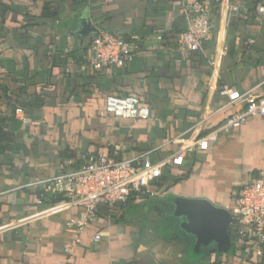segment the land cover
<instances>
[{"label": "crops", "instance_id": "1", "mask_svg": "<svg viewBox=\"0 0 264 264\" xmlns=\"http://www.w3.org/2000/svg\"><path fill=\"white\" fill-rule=\"evenodd\" d=\"M189 1L0 0V40L8 43L0 48V130L7 133L0 140V227L12 225L0 236V264H264V254L244 238L231 255L214 244L194 252L193 238L175 230L168 215L167 201L189 197L234 216L240 190L264 169V115L249 117L195 150L185 148L245 107L243 101L230 103L232 98L264 93L259 2L203 0L211 6L213 34L184 60L176 36L186 25L182 9ZM47 4L56 16L33 22V49L10 44L8 31L25 23L23 12L40 16ZM86 5L100 30L139 43L128 65L88 64L92 36L71 34ZM211 56L220 59L215 75ZM24 71L41 104L16 114L12 95ZM224 87L234 90L231 96L219 94ZM113 97L148 105L150 118L108 112ZM88 152L174 159L145 193L101 206L83 242L67 252L76 235L67 222L82 208L44 213L55 196L42 180L58 173L66 156ZM96 233L102 234L99 242L92 240Z\"/></svg>", "mask_w": 264, "mask_h": 264}, {"label": "built area", "instance_id": "2", "mask_svg": "<svg viewBox=\"0 0 264 264\" xmlns=\"http://www.w3.org/2000/svg\"><path fill=\"white\" fill-rule=\"evenodd\" d=\"M257 1L259 12L264 14V0ZM182 12L186 25L177 33L176 51L185 60L203 49L204 42L213 34L214 23L211 6L206 1L186 2ZM140 50L139 43L116 33L100 30L92 36L88 64L93 68L124 67ZM219 62L218 56H211L210 64L214 75L218 73ZM233 92L228 87L219 89L222 96H231ZM235 101L245 102V107L204 136L187 144L185 148L195 150L216 140L230 129L240 127L249 117L264 115V93L246 92L232 98L230 103ZM106 109L122 118L148 120L151 116L148 105L125 98H110ZM15 112L18 114L22 109L16 108ZM172 159L174 156L154 162L149 152L128 159H115L109 154L88 152L61 160L59 172L42 180V183L53 196L59 198L44 213L59 212L73 206L82 208L77 218H71L67 222L68 226L75 227L76 235L66 251L71 252L73 247L83 242V234L97 219L101 206L114 207L126 203L133 194L145 193L148 186L162 176L163 166ZM38 202L43 201L40 199ZM233 220L236 221L240 237L248 239L255 250L264 254V169L240 190ZM11 226L9 224L0 227V236ZM101 239V233L92 236L95 242Z\"/></svg>", "mask_w": 264, "mask_h": 264}, {"label": "water", "instance_id": "3", "mask_svg": "<svg viewBox=\"0 0 264 264\" xmlns=\"http://www.w3.org/2000/svg\"><path fill=\"white\" fill-rule=\"evenodd\" d=\"M100 28L94 24L86 5L77 18V26L71 34L88 37ZM168 215L174 221L175 230H182L193 238V251L200 253L214 244L219 252H229L232 246L231 223L233 216L228 210L217 207L202 198L177 197L167 201Z\"/></svg>", "mask_w": 264, "mask_h": 264}, {"label": "trees", "instance_id": "4", "mask_svg": "<svg viewBox=\"0 0 264 264\" xmlns=\"http://www.w3.org/2000/svg\"><path fill=\"white\" fill-rule=\"evenodd\" d=\"M56 13L53 10V8L47 4L44 5L42 14L40 16H35L33 13L30 12H23V17L25 23H21L18 26L12 28L11 30L8 31V34H10L13 37V40L9 41V43L17 44L19 46L25 47V48H32L33 49V44H31V36H30V27L33 26V22H35V25H40V21L43 20H50L52 17H55ZM46 23V22H44ZM2 27L0 28V33H2ZM181 31V30H180ZM179 31V32H180ZM178 32V33H179ZM4 44H8L6 40L2 39L0 40V48ZM90 44L88 45L89 48ZM26 65V62L25 64ZM26 69V68H25ZM23 83L19 86L17 92L12 95V99L14 101V107L16 108H21V109H27L29 107H35L40 105L41 103L38 102V96L37 93L33 92V80L31 78H28L27 72L24 71V75L22 78H20ZM0 84V88H1ZM9 90L6 89V93L9 95ZM6 132L3 134L2 131L0 130V140H2L3 135L6 136ZM10 135V134H9ZM73 155H68L65 158L72 157ZM59 198L54 197L53 202L58 201ZM231 236H232V246L230 251L228 252L230 255L234 254L237 249H238V243L242 239L240 237V234L238 232V226L236 224V221L232 220L231 223ZM262 258L264 259V255H262ZM264 263V261H263Z\"/></svg>", "mask_w": 264, "mask_h": 264}]
</instances>
